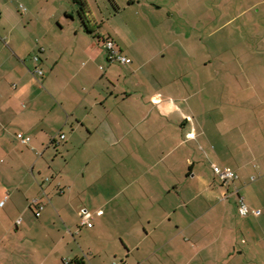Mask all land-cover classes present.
Instances as JSON below:
<instances>
[{
	"label": "crops",
	"instance_id": "0c3cea01",
	"mask_svg": "<svg viewBox=\"0 0 264 264\" xmlns=\"http://www.w3.org/2000/svg\"><path fill=\"white\" fill-rule=\"evenodd\" d=\"M215 19L231 57L218 105L195 59L212 46L177 24L208 39ZM108 38L131 63L109 61ZM261 117L264 0H0V264H264Z\"/></svg>",
	"mask_w": 264,
	"mask_h": 264
},
{
	"label": "rangeland",
	"instance_id": "374dc122",
	"mask_svg": "<svg viewBox=\"0 0 264 264\" xmlns=\"http://www.w3.org/2000/svg\"><path fill=\"white\" fill-rule=\"evenodd\" d=\"M105 15H107V14L105 13ZM140 19H138L139 22L140 21L143 22V20H140ZM111 22L114 23L113 20H110L109 18L107 19V17L104 20V24L105 25H109ZM118 22L120 23V25L117 23V26L121 27L122 30H124L126 34L128 33V31H129V33L134 31V27H136L138 29H141V30H135L136 31L135 33H136L137 37L142 41V43L143 42H147L149 44L152 43V42H153V44L155 43V40H154L155 36L152 35V34H154L153 31L151 30V28L149 29L148 26H146L145 24L141 23V25H140V23H138V21L131 20L130 23H128V21H127V25H125V21L123 19L118 20ZM177 22H178L177 24L180 25V28L182 30H186V31L191 30L198 36V38L200 37V34H204V38L202 39L203 40L202 41L203 46L206 47V44L212 46V48H213L212 51L206 52V50L203 47L201 48L199 45L198 46L196 45L198 47V50H196L197 58H195V59L200 61L203 58H206L211 63L210 64L211 66L209 68V73L212 75L211 76L212 77V84L210 86L212 88V92L215 95L216 94H220L221 93V89H222V78H223L224 75H228L227 71L222 69L223 62L226 63L223 60H227V57H228V54H226L224 52V47H225L224 38H225V34H226V29H223L221 22L218 21V19H215L214 22H213V25H212V28H213V30H215V33L213 35V38H208L207 39L206 38V36H207V32L206 31L209 30V29H207L205 31V29L202 26V23L200 21L197 24V26L194 27V29H191L190 26H185L184 23H183V20L177 21ZM210 30H212V29H210ZM145 33H146V35H145ZM162 33H165V32H162ZM168 41H170L169 37L166 39L165 42L168 43ZM228 58H231V57H228ZM237 67H238L237 64H234V65L230 66V68L233 69L234 71L238 69ZM233 70H230V72H232ZM218 97L216 95V98L214 99L215 100L214 101L215 105L220 104L219 99H217ZM217 109H219V108H217ZM246 118H247V120L249 119L248 116ZM261 120H264V117H261ZM253 121H256V120H253ZM213 142H214V144L216 146V137H215V140ZM216 164L221 169L228 167L227 165H222V163L219 162V161L216 162ZM212 169H213V166H212ZM213 171H214V169H213ZM214 173H215V171H214ZM3 201H4V204L7 202V200H5V199ZM3 208L4 207L0 208V210H2ZM91 221L94 222V219L91 220ZM79 225L81 226V221L80 220H79ZM82 228L83 227L79 228L78 233H79L80 229H82ZM26 252H29L28 249L25 250V248L22 247L21 253L23 255H25ZM65 261L66 262L70 261V258L67 257L65 259ZM27 264H29V263H27Z\"/></svg>",
	"mask_w": 264,
	"mask_h": 264
},
{
	"label": "built area",
	"instance_id": "2783aa9c",
	"mask_svg": "<svg viewBox=\"0 0 264 264\" xmlns=\"http://www.w3.org/2000/svg\"><path fill=\"white\" fill-rule=\"evenodd\" d=\"M23 10V6H21ZM104 47L107 50V57L109 61H118L123 64H129L132 62V59L124 55L116 46L115 43L112 39L108 38L104 41ZM34 59L38 61L40 57L38 55L34 56ZM35 72L38 75H43V70L40 67H36ZM62 138H64V134L61 135ZM17 138L19 141L22 143H29L31 140L30 136L24 135L23 133H18ZM213 169L216 173V175L223 181L226 180H234L237 178V174L235 171L231 170L230 168H223L221 169L218 165H213ZM45 180L49 181V177H46ZM252 180H254V177H252ZM45 196V194H44ZM33 205L37 208L36 210V215L40 216L41 211L45 207V198H35L32 201ZM4 204V201L0 202V205L2 206ZM239 211L242 215H247L249 213V208L248 206L244 203V201L241 199L240 206H239ZM98 214H102V211H98ZM80 216H81V225H86V226H92V218L93 214L87 210V209H81L80 211ZM20 222V221H18Z\"/></svg>",
	"mask_w": 264,
	"mask_h": 264
},
{
	"label": "trees",
	"instance_id": "16d2710c",
	"mask_svg": "<svg viewBox=\"0 0 264 264\" xmlns=\"http://www.w3.org/2000/svg\"><path fill=\"white\" fill-rule=\"evenodd\" d=\"M81 18H82V20H83L84 23H86V24L88 23V17H87V14L85 12V8L84 7L81 9ZM87 30L89 32H91V30L88 27H87Z\"/></svg>",
	"mask_w": 264,
	"mask_h": 264
}]
</instances>
